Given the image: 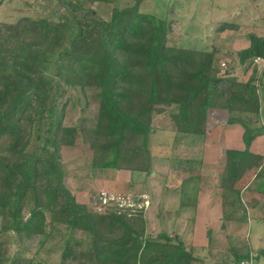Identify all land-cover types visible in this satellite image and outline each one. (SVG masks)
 <instances>
[{"label": "trees", "instance_id": "trees-1", "mask_svg": "<svg viewBox=\"0 0 264 264\" xmlns=\"http://www.w3.org/2000/svg\"><path fill=\"white\" fill-rule=\"evenodd\" d=\"M118 1L35 0L41 12L0 22V264H35L25 256L27 247H43L62 227L59 264H197L180 239L146 235V212L89 211L63 185L65 147L84 150L96 171L155 175L158 157L149 138L162 107L175 108L171 150L181 152L163 158L169 165L162 179L166 185L180 180L176 189L163 186L181 194L178 209L195 206L208 111H225L227 124L242 128L245 150L225 152L219 190L222 220L244 219L232 213L238 208L245 215L231 174L259 159L248 148L264 131L257 126L263 85L254 64L264 61V37L248 35V47L224 54L230 57L224 65L217 47L178 44L169 16L144 11V0L123 9ZM263 8L264 0H239L241 13L253 12L252 24L261 28ZM238 15L220 22L217 32L240 30ZM237 65L251 70L245 82L230 75ZM70 100L80 120L64 126ZM251 183L249 192L264 203V165ZM260 257L263 248L251 263ZM251 258L249 248H230L214 264Z\"/></svg>", "mask_w": 264, "mask_h": 264}, {"label": "rangeland", "instance_id": "rangeland-1", "mask_svg": "<svg viewBox=\"0 0 264 264\" xmlns=\"http://www.w3.org/2000/svg\"><path fill=\"white\" fill-rule=\"evenodd\" d=\"M34 3L35 0L2 1L0 5V22H14L19 15L34 16L36 12H41V9L36 7ZM26 4H29V6ZM133 4V0L118 1V7L121 9L131 7ZM165 4L167 5L166 8L164 7ZM141 6L146 12L151 11L159 15L163 13L169 16L172 21V36L178 44L187 43V45L189 44L197 49H208L210 46L221 49L224 53L217 57L220 63L224 65L227 64L230 58L224 54L232 55L233 52L248 47V35L253 34L260 38L264 37V28L259 26L260 23L252 24L258 16L254 15L253 12L249 15L248 13H241L239 0H144ZM168 9L169 11H167ZM260 10L263 11L264 8ZM235 14H239L237 18L244 22L240 30L237 32H217L216 29L221 24L220 22L230 19ZM262 17L264 18V13ZM254 64L261 71V84L263 85L261 94L259 92L261 120L257 126L262 125L264 128V61L256 59ZM221 68L224 70L225 66H221ZM250 73L251 70L246 71L244 66L237 65L230 75L238 81L245 82ZM73 103L77 104L72 100L68 101L63 109L62 124L64 126H75L80 120L79 107H72ZM174 109L173 107H162L161 111L154 113L152 117L151 125L155 133L150 136L149 144L152 155L158 157L153 165L155 175L146 177L143 173H138L135 178L130 177L128 179L125 176L127 174L123 171H96L88 166V157L84 150L81 151L79 147H65L61 152V162L64 166V187L74 194L79 204L87 207L89 211L92 210L100 214H106L109 211L98 212L94 208V199L99 194H129L139 200L142 198V200H145L143 209L146 208L147 200L150 199V205L146 211V235L154 236L165 233L170 238L180 239L185 248L191 252L192 257L198 259L197 264H214L225 257L230 248L241 251L249 248L251 260L240 262V264H252L251 261L255 260L256 250L262 248L264 250L263 199L260 196L253 197L249 192V189L253 187L251 182L254 175L257 173L259 166L264 165V149L262 150L264 131L262 135H258L250 143L248 148V152L258 156L259 159L246 172L231 174V177L235 180V189L240 191L239 205L243 207L245 215L238 208L232 213H235L236 217L242 213L244 219L240 222L236 220L224 222L221 216V203L220 206L218 204H213V206L207 204L206 206L203 203V193L207 191V187L204 189L202 186L198 188L199 194L197 192L193 208L178 209L179 205L177 203L181 198V194L173 196L172 192H163V186L165 187L166 184L163 182L162 175L168 172L169 165L168 162L163 161V158L165 159L166 156L172 158L174 154L181 152L178 149L171 150L174 125L170 116ZM207 114L205 129L207 135H205L203 141L202 159L197 167L200 172L206 170L208 167L206 162L211 158L208 153L211 151L215 154L214 170L211 173L213 180L211 181L218 186H216L217 189L214 193L218 195L224 168L220 148L224 152V150L227 151L236 146L238 151L243 152L245 150L242 139L243 130L238 125L229 126L227 124L228 115L225 111L216 110L212 112V109H210ZM260 136H262L261 139H259ZM214 145H218L220 148L213 147ZM260 149L261 152H259ZM260 154L262 157H260ZM185 157L187 155H182L180 158ZM223 158H225V155ZM178 182L180 184V180ZM178 182L166 186L167 188L171 186L176 189L179 186ZM199 184L200 176L198 187ZM169 190L171 189L169 188ZM207 208L211 210L209 213L206 212ZM66 233L65 228H59L43 247L38 249L35 246H31L29 249L27 247L26 258L33 259L35 264H59ZM85 243H87L86 240ZM11 248L14 249V246L12 245ZM259 260V264H264L263 258L260 257Z\"/></svg>", "mask_w": 264, "mask_h": 264}, {"label": "built area", "instance_id": "built-area-1", "mask_svg": "<svg viewBox=\"0 0 264 264\" xmlns=\"http://www.w3.org/2000/svg\"><path fill=\"white\" fill-rule=\"evenodd\" d=\"M148 202V200H147ZM145 200L142 198L139 200L136 197L128 195H118V194H99L96 199H94L93 206L98 212L109 211V213L115 211L117 213H138L146 212L148 204L145 209L143 205ZM149 203V202H148ZM243 263V262H242Z\"/></svg>", "mask_w": 264, "mask_h": 264}, {"label": "crops", "instance_id": "crops-1", "mask_svg": "<svg viewBox=\"0 0 264 264\" xmlns=\"http://www.w3.org/2000/svg\"><path fill=\"white\" fill-rule=\"evenodd\" d=\"M213 111H216V110H214V109H212V112ZM221 111V110H220ZM208 113H209V111H208ZM207 116H208V114H207ZM207 135V134H206ZM262 138V136H260L259 137V139H261ZM225 140H227V139H225ZM258 141H260V140H258ZM221 144H223V143H221ZM220 145V144H219ZM221 146V145H220ZM213 147H217V148H220L218 145H214ZM222 147V146H221ZM230 148V147H229ZM264 149V144H263V147H262V150ZM230 150H235V151H238V148L236 149V146H235V148H230ZM261 149H260V151L259 152H261L262 151ZM226 150H224V152H225ZM220 152H222V159H221V161H222V164H223V160H224V158H223V156L225 155L224 154V152H223V149L222 148H220ZM264 152V151H263ZM211 155V158H210V160H208L206 163L208 164V167H207V169L206 170H203V172H200V184H199V187L198 188H200L201 186L203 187V189L205 188V187H207V191L205 192V193H203L204 194V199H203V203L207 206V204L209 205H212L213 206V204H218L219 206H220V203H221V201H220V190L218 189V192H219V196L216 194H214L215 193V191H216V184L214 183H212L213 181H211V180H213V178L211 177L212 175H211V173L213 172V170H214V164H215V160H214V156H215V154L214 153H212L211 151H210V153H208V156H210ZM260 157H262V155L260 154ZM252 171H253V169H251ZM104 171H108V170H104ZM111 172V171H110ZM124 173H126L127 175H125L128 179H130V177H134L135 178V175H137L138 173H131V172H129V171H125ZM212 185H214L213 187H212ZM218 187V186H217ZM198 194H199V192H198ZM202 194V195H203ZM251 196H253V197H255V196H259V195H257V194H254V193H251ZM199 197V196H198ZM253 199H255V198H253ZM221 210V209H220ZM211 210L209 209V208H207V213H209ZM222 213V212H221ZM221 216H222V214H221Z\"/></svg>", "mask_w": 264, "mask_h": 264}]
</instances>
